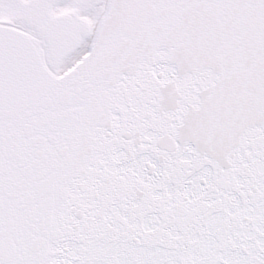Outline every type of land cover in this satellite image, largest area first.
Returning <instances> with one entry per match:
<instances>
[{
    "label": "snow or ice",
    "instance_id": "snow-or-ice-1",
    "mask_svg": "<svg viewBox=\"0 0 264 264\" xmlns=\"http://www.w3.org/2000/svg\"><path fill=\"white\" fill-rule=\"evenodd\" d=\"M0 264H264V0H0Z\"/></svg>",
    "mask_w": 264,
    "mask_h": 264
}]
</instances>
